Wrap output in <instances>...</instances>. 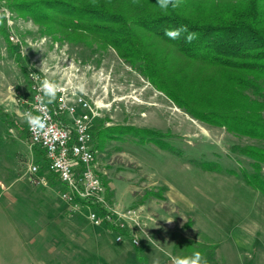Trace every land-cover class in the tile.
<instances>
[{"label":"rangeland","instance_id":"obj_1","mask_svg":"<svg viewBox=\"0 0 264 264\" xmlns=\"http://www.w3.org/2000/svg\"><path fill=\"white\" fill-rule=\"evenodd\" d=\"M2 9L7 7L0 0ZM7 10L9 18L0 26V206L6 210H0V237L8 239L7 247L2 242L5 255L10 253L17 262L25 257L24 249L18 251L13 226L7 220L14 218L18 228L21 218L32 224L39 215L50 217L56 201V194L44 186L48 172L28 144L24 117L14 100L28 94L29 73L36 71L57 83L70 84L77 93L76 86L83 84L85 93L80 94L99 104L91 125L96 120L105 126L142 127L164 135L166 146L161 148L147 134L139 137L115 131L96 149L103 197L120 214V221L114 218L113 223L122 221L129 230L125 239L130 241L131 231L136 233L137 244L150 242L159 234L163 235L158 243L162 246L174 237L192 238L205 246L214 244L218 264H264V195L240 178V170L250 167L247 156L236 150L244 144L264 147L263 139L192 117L111 46L42 34L39 24ZM205 161L215 168H202L200 162ZM29 162L37 165L31 176L45 173L44 183L29 180L25 170ZM261 174L264 176V164ZM50 180L57 181L55 177ZM28 229H36V225ZM34 240H29L32 245ZM130 244L132 248L137 245ZM169 253L176 256L177 252L172 248ZM58 254L56 264L85 260L80 253L78 257L65 249ZM26 264L35 263L26 259Z\"/></svg>","mask_w":264,"mask_h":264},{"label":"trees","instance_id":"obj_2","mask_svg":"<svg viewBox=\"0 0 264 264\" xmlns=\"http://www.w3.org/2000/svg\"><path fill=\"white\" fill-rule=\"evenodd\" d=\"M2 1L10 11L39 24L42 34L111 46L192 117L264 140V0H182L180 7H170L167 12L159 8L157 0H138L136 4L133 0ZM181 25L198 34L191 44L185 40L187 33L178 40L165 35L166 29ZM95 121L90 132L97 149L115 131H129L139 137L147 134L146 138L159 147L166 146L164 135H157L153 129L105 126ZM33 148L48 172V181L55 177L60 183L47 169L43 151ZM236 150L247 156L250 167L249 171L240 170V178L264 195V147L244 144ZM200 163L204 169L215 168L209 161ZM105 223L128 234L124 227ZM207 243L181 238L173 249L176 256L200 251L210 264H218L214 244ZM133 246L135 258L141 262L140 245Z\"/></svg>","mask_w":264,"mask_h":264},{"label":"built area","instance_id":"obj_3","mask_svg":"<svg viewBox=\"0 0 264 264\" xmlns=\"http://www.w3.org/2000/svg\"><path fill=\"white\" fill-rule=\"evenodd\" d=\"M29 78L28 94L17 95L14 100L19 105V113L24 116L29 146H37L43 151L47 169L62 184L58 199L70 214L85 211L86 218L93 225L109 222L126 228L122 221L113 223L114 218L120 221V214L114 207H109L103 197L101 170L91 155L90 127L92 119L98 114L96 106L99 104L77 93L66 82L58 83L63 91L57 93L53 103H48L40 91V81L48 77L33 71L29 73ZM27 113L41 116L45 121L44 128L38 130L30 126ZM25 170L32 183L45 182L42 176H31L37 170L35 163L29 162ZM131 232L130 241L137 244L136 233ZM123 235L117 231L115 239Z\"/></svg>","mask_w":264,"mask_h":264},{"label":"crops","instance_id":"obj_4","mask_svg":"<svg viewBox=\"0 0 264 264\" xmlns=\"http://www.w3.org/2000/svg\"><path fill=\"white\" fill-rule=\"evenodd\" d=\"M41 175L45 176V173L42 172ZM55 182L58 184H54ZM55 182L51 180L44 184L56 194L55 206L52 209L53 213L49 215L50 217L39 215L30 221L34 222L32 224L24 223L29 220L21 218L19 221L22 223L19 228L18 224H15L14 218H11V221L7 220L9 225L13 226L12 234L15 235L18 243V251L24 249L25 257L17 262L14 259L15 257L9 255L10 253L5 255L6 252L4 253L2 250V242L5 241V247H7L6 240L8 241V239L0 237V257L5 255L0 264H26V259H31L35 264H56L57 259H60L58 252L64 249L77 256L80 253L85 259L80 264H138L140 262L135 258L131 242L124 237L115 239V230L108 227L106 223L93 225L82 211V213L76 212L77 214L73 213L71 215L67 213L57 195L60 190L59 187H62V185L58 181ZM57 186L59 187L57 188ZM116 205L117 207L119 206L118 204ZM0 208V210L6 212L5 208L1 206ZM84 224H89L90 226L87 227ZM35 225L36 229H28ZM248 225L249 223L246 224L247 227ZM227 227L228 225L226 224ZM182 235L186 237V235ZM30 238H34V241L37 240L35 244H31ZM162 238L163 235L159 234L153 237L150 242L142 240L139 243L142 257L144 258L141 261L142 264H153L156 259H159L160 264H170L169 257L165 256L160 249L163 248L169 252L175 242L179 240V237L170 239V241H167L168 243L165 242V246L158 244L162 241ZM42 239L44 241L43 244ZM236 239L239 240L238 242L243 243L241 238L237 237ZM30 245L31 249H29ZM221 258L223 257L221 256Z\"/></svg>","mask_w":264,"mask_h":264},{"label":"clouds","instance_id":"obj_5","mask_svg":"<svg viewBox=\"0 0 264 264\" xmlns=\"http://www.w3.org/2000/svg\"><path fill=\"white\" fill-rule=\"evenodd\" d=\"M138 3V0H133V4ZM159 8L165 12L171 8L180 7L182 0H157L156 2ZM9 18V13L7 9L0 10V26H2L6 20ZM183 33H187L185 40L187 43L191 44L198 36L196 32H190L188 27L181 25L177 28H170L165 30V35L172 40L180 39ZM76 90L80 93H85V87L83 84L76 86ZM40 91L43 93V96L47 98L48 103H53L56 99L57 93L63 91L61 86L53 79L44 78L40 81ZM27 122L30 126L35 127L36 129H43L45 126V121L41 116L33 115L32 113L26 114ZM172 220V219H171ZM169 220V221H171ZM138 224V223H135ZM144 227L147 226H143ZM161 252L165 256H168L170 259V264H210L206 256L200 251H194L191 255L185 256H172L168 251L161 248ZM153 264H160L159 259L153 261Z\"/></svg>","mask_w":264,"mask_h":264},{"label":"bare ground","instance_id":"obj_6","mask_svg":"<svg viewBox=\"0 0 264 264\" xmlns=\"http://www.w3.org/2000/svg\"><path fill=\"white\" fill-rule=\"evenodd\" d=\"M96 149L97 148L93 147V145L91 143V155L93 156V158H94L95 161H96L95 156H96V153H97V150Z\"/></svg>","mask_w":264,"mask_h":264}]
</instances>
